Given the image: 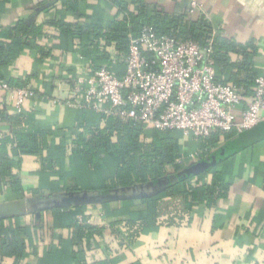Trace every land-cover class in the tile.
<instances>
[{
    "label": "crops",
    "instance_id": "obj_1",
    "mask_svg": "<svg viewBox=\"0 0 264 264\" xmlns=\"http://www.w3.org/2000/svg\"><path fill=\"white\" fill-rule=\"evenodd\" d=\"M131 1L134 0L5 3L0 31L25 20L39 33L28 34L37 46L25 47L6 67V75L21 84L0 90L1 130L3 139H10L6 155L14 161L10 175L0 178V222L16 229L25 245L21 257L4 254L1 247L5 235L0 234V264H264V124L213 146H203L200 139L185 135L182 144L187 154L178 162L185 161L187 166L180 173L204 172L210 182L216 165L219 169L225 166L227 190L214 200L202 202L168 191L157 201L151 220L149 205L143 198L165 192L164 180L128 187L111 186L110 180L107 192L82 188L97 184L98 176L89 172L80 176L85 184L79 182L76 172L71 171L70 156L65 154L61 163L45 165L50 148L47 146L59 144V135H43L38 153L18 149L16 136L22 132L61 128L68 133L66 143L70 147L78 133L87 132L78 117L92 109L66 103L72 98L78 67L91 63L123 73L125 52L116 41H92L91 37L82 40V36H73L64 28L77 24L108 30L113 19L124 14L120 2H130L129 9L137 10ZM144 1L176 14L185 12L191 0ZM198 1L205 7L202 15L213 24V35H221L235 46L249 47L254 52V67L264 73V0ZM227 53L229 62L234 63L232 72L243 79L246 73L237 67L243 55L234 50ZM25 80L37 93L26 99L19 117L15 88ZM233 80L228 81L240 89ZM99 125L103 128L106 124L103 121ZM225 148L231 152H225ZM166 168L173 175L174 166ZM12 176L20 179V187L13 186ZM55 209L73 212V218H59ZM82 217L92 223L80 222ZM24 227L27 231L19 230ZM79 227L85 231L92 227V233L81 234Z\"/></svg>",
    "mask_w": 264,
    "mask_h": 264
},
{
    "label": "trees",
    "instance_id": "obj_2",
    "mask_svg": "<svg viewBox=\"0 0 264 264\" xmlns=\"http://www.w3.org/2000/svg\"><path fill=\"white\" fill-rule=\"evenodd\" d=\"M7 1L0 0V14L4 11ZM131 2L136 4L137 10L129 9L130 2H120L121 12L124 14L119 18L116 16L109 24L108 30L77 24L72 28L68 24L64 28V31H70L73 36L80 35L82 36V40L91 37L93 38L92 41L102 39H105L106 43L108 41H116L118 48L124 52L128 50L130 35L140 33L147 25L153 26L160 34L175 36L182 40H192L201 46H206L212 41L217 80L229 83L228 80L234 78L235 80L233 81L239 88L241 87L238 90L242 94V103L244 106L246 105L247 101L245 98L252 95L256 86V78L261 74L254 67L252 61V54L254 52L249 47L239 46L238 44V46H235L236 44L233 41L221 35L214 36L213 24L205 15L198 14L190 17L186 9L183 13L173 14L154 2L144 0H134ZM70 8L72 9L71 5ZM36 29V27L29 25L25 20H19L15 25L4 27L0 31V80L6 81L9 84H21L17 83L15 78L6 75V67L25 47L32 46L33 43L28 34H38L39 30ZM7 39H11V41H7ZM33 46H37L35 42ZM229 50L237 51L243 55V60L237 63L238 69L246 73L243 79L236 78L232 72L231 67L234 66V63L229 62L230 57L227 53ZM25 82L26 80L22 82L21 87L26 86ZM21 113L23 111L19 113V117L23 115ZM103 121L106 125L101 128L99 123ZM78 122L87 129V132L78 133L71 147L66 143L68 137L66 131L61 128L55 130L45 128L34 132L18 133L16 136V139L19 140L18 149L21 152L38 153L42 150V141L40 139L43 135L49 133L59 135L61 137L59 144L52 143L47 146L50 148L48 155L45 157V165L48 167L61 163L65 154L70 156L72 163L71 171L76 172L79 182L85 184L83 177L80 176H84L89 172L95 173L98 176L97 184L82 186V188L107 192L110 188L108 184L110 180L113 182L111 186L120 185L123 187L132 186L137 183H160L164 180L167 185L165 192L163 191L158 195L143 198V201L149 205V220L154 216L157 201L168 191L187 195L192 202H202L214 200L216 196L224 195L227 190L229 182L226 180V174L228 169L225 166L219 169L216 165L217 168H214L212 171L213 177L210 182L206 180L204 172L198 174L180 173L187 166L185 161L178 162L179 158L187 154L182 144L186 134L182 130H161L148 123H133L113 116H106L93 110L80 113ZM263 124L264 121L256 127ZM243 133L237 135L234 132L226 134L215 132L210 137L201 138L200 140L203 146H213L217 141L236 139L241 137ZM9 140V138H2L0 140V178L9 176L14 165V161L6 155V145ZM224 151L227 153L231 152L227 148ZM168 165L174 166L173 175L168 174L166 168ZM60 178H62L61 175ZM11 182L14 187L18 188L21 186L20 179L17 176H12ZM51 187L54 188L53 190H56L57 186L53 184ZM78 188L80 187L78 186ZM54 211L59 218H73V212L61 213V209H55ZM136 215L140 216V214ZM91 229L92 227H90V230L87 227V231H85L83 227H79L78 231L81 234L82 232L87 234L92 233ZM19 230L27 231V227L20 228ZM0 234L5 235L1 247L4 254H13L16 257H21L25 254V245L17 236L16 229L10 226L6 227L0 222ZM10 234H12L11 237H9Z\"/></svg>",
    "mask_w": 264,
    "mask_h": 264
},
{
    "label": "built area",
    "instance_id": "obj_3",
    "mask_svg": "<svg viewBox=\"0 0 264 264\" xmlns=\"http://www.w3.org/2000/svg\"><path fill=\"white\" fill-rule=\"evenodd\" d=\"M204 13L202 3L190 1L188 16ZM123 60L122 74L91 63L78 67L67 105L133 123H148L161 130L179 129L196 139L215 132L239 135L264 121V73L256 78L254 91L245 98L244 106L235 85L217 80L212 41L201 46L192 40L160 34L147 25L140 33L130 35ZM11 88L0 80V90ZM15 90L16 108L22 112L26 99L35 96L37 89L26 85ZM1 123L0 119V140L4 137ZM80 222L92 223L83 217Z\"/></svg>",
    "mask_w": 264,
    "mask_h": 264
},
{
    "label": "water",
    "instance_id": "obj_4",
    "mask_svg": "<svg viewBox=\"0 0 264 264\" xmlns=\"http://www.w3.org/2000/svg\"><path fill=\"white\" fill-rule=\"evenodd\" d=\"M94 197H97V196H94ZM8 214H10V213H8Z\"/></svg>",
    "mask_w": 264,
    "mask_h": 264
}]
</instances>
